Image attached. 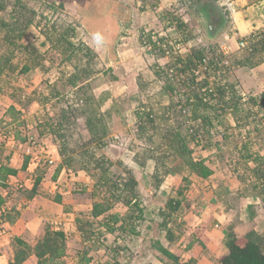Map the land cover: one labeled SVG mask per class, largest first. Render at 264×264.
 Returning a JSON list of instances; mask_svg holds the SVG:
<instances>
[{
	"label": "crops",
	"instance_id": "0c3cea01",
	"mask_svg": "<svg viewBox=\"0 0 264 264\" xmlns=\"http://www.w3.org/2000/svg\"><path fill=\"white\" fill-rule=\"evenodd\" d=\"M35 1L62 3L69 19L78 24L72 43H82L97 54L103 71L90 80V86L107 124L108 138L126 141V147L115 152L114 148L94 143L82 146L80 141L88 140L87 133H82L76 147H72L75 145L71 140L72 148L66 156L60 155L54 136L44 138L48 152L32 156L27 150L20 167L10 163L11 154L5 163L16 169L17 174L7 179L17 177V185L29 190L41 176L47 191L36 187L32 198L17 195V199L10 197L9 200L0 186V212L5 219L4 234L0 237V264L11 260L12 243L17 238L33 245L41 238L45 226L66 236L67 253L61 264H167L156 242L176 255L182 264L190 261L219 264L228 253L225 238L230 227L235 226V232L242 236L253 223V230L264 239V181L261 178L264 174V102L260 98L264 94V47L253 55V66L230 63L233 71L226 80L252 97V100L238 101L240 111L250 112L252 116L247 120L239 116L236 120L230 110L220 117L208 112L210 130L219 127L221 135L207 137L203 147L189 144L192 158L203 160L212 172L202 179L187 169L176 173L174 165L169 163L175 155L155 137L165 125L174 123L168 112L172 95L165 89L163 80V71L174 62L156 53V42L151 35L146 37L151 51L142 46L144 31L162 35L157 40L172 46L181 44L176 62L183 64L184 70L197 65L202 48L205 52L224 48L228 61L239 59L247 51L240 49L238 43L264 27V0H221L217 4L215 0H194L196 11L189 21V16L177 17L181 14L177 5L183 9L187 0ZM202 13L206 21L200 23L196 16L201 18ZM192 19L197 22L194 24ZM176 20L184 24L182 31L178 30ZM97 35L101 37L99 44L94 39ZM26 43L34 46L41 57L55 49V42H49L33 26L25 32L20 44ZM54 52L62 58L71 54L70 51ZM40 63L49 73L52 67H48L47 60L43 58ZM29 67L30 74L39 70L37 64L31 63ZM71 71L69 67L63 74ZM210 72L214 75L213 70ZM210 76L205 78L206 85L212 83ZM141 93H146V98ZM50 94L48 88L42 94L47 97L45 102L30 104L36 108L28 117L35 129L40 111L48 109L53 101ZM219 105L224 109L222 101ZM147 110L154 121L151 125L140 124L138 116ZM55 117L52 116L51 122ZM139 125L142 131H137ZM219 125L226 129L223 136ZM25 158L29 161L26 169L21 170ZM44 159L51 160L52 164L42 174L37 168ZM26 174L35 178L33 184L29 185L28 179L21 183ZM183 187L181 206L168 214L163 224L166 202L175 198L177 190ZM134 202L142 209L141 218ZM94 205L104 207L97 217L92 215ZM77 220L93 223L91 236L86 237L79 230ZM104 222L111 231L105 229ZM23 264H36V258L30 256Z\"/></svg>",
	"mask_w": 264,
	"mask_h": 264
},
{
	"label": "trees",
	"instance_id": "16d2710c",
	"mask_svg": "<svg viewBox=\"0 0 264 264\" xmlns=\"http://www.w3.org/2000/svg\"><path fill=\"white\" fill-rule=\"evenodd\" d=\"M38 4L40 6H45V8L52 12L64 10V5L62 3L39 2ZM1 13H6L9 19L7 20L0 17V43L4 45L3 51L0 52V95L5 96L12 103L21 106V108H26L34 101L45 102L47 100V97L42 95L43 93L38 95L37 100L34 99L32 95L25 94L22 87L19 85L16 86L10 79L11 76H19L28 73L31 63L37 64L39 69L42 68L40 62L43 57L39 56L35 47L27 43L24 45L20 44L25 32L31 26L39 30L49 42H55L53 43V47H55L53 50L59 51L60 54L66 51L71 52L67 57L62 58V61L65 59V62L72 65L71 73L64 75L63 73L65 71H63L60 73L56 82L50 85L51 94L49 96L53 100L52 103L49 105L48 109H43V112L40 111V116L39 118L37 117L38 121L35 133L28 137L24 136L21 142H24L30 147L34 145L33 147H35V150L41 152L46 148L44 138L47 136H54L58 143L60 155L66 156L70 149L76 147L79 140H82V133H87L88 140L85 142L80 141L79 143L82 146L94 143L107 148H113L117 139L115 137L111 139L108 138L109 131L107 124L103 114L99 110L98 102L90 86V80L101 73L103 68L100 65L97 54L93 50L82 43H78L77 45L72 43L71 40L76 38V26H78V24L70 20L68 15L64 16L66 19L60 18L55 21L44 20V23H42V15L38 12V9H31L26 5L24 0H0V14ZM176 22L178 30L182 31L184 24L180 20H176ZM56 46L60 49L56 48ZM256 46H258V48ZM263 47L264 41L255 45L252 52L241 53L239 59L230 60L229 63L253 66V55H255L257 51H261L259 48ZM207 49L210 50L209 48ZM199 53H201L199 61L205 55H211V60L221 59L222 57L220 54L218 55V50L205 52V49L202 48ZM78 56H81L80 60H78ZM214 68L213 71L216 70V67ZM165 71L163 72L165 73ZM210 73L211 72H206L201 79L190 76L181 86L173 84L166 73L164 74V87L172 95L171 108L168 112L172 116L174 123L167 126L165 125L160 132L158 131L159 133L157 136H155L160 138V141L167 144L173 155H175V157L172 156V159H169V163L174 165L176 173H181L183 169H187L202 179L209 177L212 172L205 165L203 160H194L192 158V150L189 144L191 143L194 146L203 147L208 142L207 137L214 138L222 133V130L216 126V128L212 127L213 129L210 130L211 120L207 113L209 112L220 117L225 111L227 112L230 110V115L233 119L236 118V120L239 116L243 120H247L248 117L252 116L249 115L250 112H242L238 107V101L242 102V98L236 93L238 85L234 82L230 83L226 81L228 80V76L220 81ZM5 75L9 76L7 80L4 79ZM209 75H211L210 80L214 87L215 97H213L212 94H206L207 96L203 99L198 90H191L189 88L193 84L197 85L199 90L206 87L205 78ZM141 94L143 98H146V93ZM246 96L247 99L245 101L252 100V97L248 94ZM260 98L262 102H264V94H262ZM221 101L224 103V109L219 105ZM186 106H189V117L181 113ZM9 110L14 112L15 108L10 106ZM20 113L21 111H17V115H20ZM49 113H51V115H49ZM53 115H57V119L51 122ZM166 118L169 120V117ZM138 119L140 124L144 123V125H151L154 121L152 113L148 110L140 114ZM198 120V129L189 133L187 121L193 122ZM206 127H208L209 130H207ZM222 129L224 131L222 134L223 136L226 129L223 127ZM137 131H142L140 125ZM4 135L6 138L1 142L5 145L8 144L11 139L14 141V136H10V139L8 138L9 134ZM29 139L32 140L29 141ZM71 140L75 146L70 148ZM160 141L158 140L155 142L158 144ZM28 161L29 158L24 159L20 168L21 170L26 169ZM16 174V169L9 167L7 163H0V186L6 189L7 187L4 184L5 180L8 176H15ZM261 178L264 181V174ZM40 181L41 176L36 178L32 189H29L30 191L22 187L23 189L21 188V190L17 191V195H24L27 198H32L35 194L37 184ZM184 181L185 180H183V182ZM131 184L132 182H129V185ZM184 190L185 187L178 189L175 198H171L166 202V214L163 213L162 215L163 224L165 223L164 220L167 215L176 212L181 206ZM133 204L138 214H140L139 218H141L143 213L142 209L139 208L136 202ZM103 209L104 207L101 205H94L92 212L93 217H97L101 214ZM0 217L5 220L2 212H0ZM113 221L115 220L113 219L112 222ZM104 223L103 226H105V229L111 231V229L108 228L107 222ZM249 225L250 229L242 236L235 232V226L229 228L225 238V246L228 253L220 259L219 264H264V239L253 230V223ZM77 226L79 230L86 233V237L91 236V232L89 231L94 227L93 223L77 220ZM166 236L167 239L171 238L168 232H166ZM155 245H159L157 246V250L167 259V264H182L179 262L176 255L167 251L158 242H156ZM66 253L65 234L62 231H54L51 230L50 227L45 226L41 238L33 245L17 238L12 243V258L7 264H23L30 256L36 258V264H61V259ZM184 264H193V261Z\"/></svg>",
	"mask_w": 264,
	"mask_h": 264
},
{
	"label": "rangeland",
	"instance_id": "374dc122",
	"mask_svg": "<svg viewBox=\"0 0 264 264\" xmlns=\"http://www.w3.org/2000/svg\"><path fill=\"white\" fill-rule=\"evenodd\" d=\"M194 0H187L184 3V7L183 9H181L180 5H177L178 10L180 9L181 11L179 13L181 14H177V17H182V16H189L187 17L188 21L190 18V15L193 14L194 11H196V8L194 7L195 2H193ZM24 2L26 3V5L28 7H30L31 9H38V12L42 15V20L44 23V20H48V21H55L56 19H66L64 16H67L68 14L65 13V9L62 10H57L56 12H52L51 10H48L47 8H45V6H40L37 1H32V0H24ZM0 17L4 18V19H9L8 15L6 13H1ZM69 17V15H68ZM178 17V18H179ZM192 22H197L196 19H192ZM191 23V22H190ZM202 31V30H201ZM0 52L3 51V47L4 45L0 43ZM58 53L54 52V50L50 51V52H46L44 54V59L47 60V62L49 63L48 67H52L49 70V73H47V71L45 70L46 66H42L41 69L37 70L36 72H33L32 74L30 73H26V74H22V75H14L11 76V80L12 82L17 86H21L24 87V93L27 95H32L34 97V99L37 100L39 93H45V91L50 87V85H52L54 82H56V80L58 79L60 73H62L63 71L68 70V68L72 67L71 64H68L67 62H65V59L62 61V57L60 55H57ZM78 60L81 59V56H78ZM73 60V59H72ZM71 60V61H72ZM52 69V71H51ZM43 70V71H42ZM105 76V75H104ZM9 76L5 75L4 79L7 80ZM32 82V83H31ZM38 93V94H36ZM41 95V94H40ZM35 102V101H34ZM10 106H14L15 110L14 112L10 111L9 108ZM17 108L20 109L19 111H21L20 115H17ZM36 108H34L33 106L31 107H24L21 108V106L17 105V104H11L9 100H7V98L5 96L0 95V132L4 133V134H9V137L11 139L10 136H14V141H12V139L10 140V144L5 145L3 142H0V163L6 162V159L11 158V154L12 155V161H10V163L12 162V165L14 166H18L20 167V161L22 162V156H24V154H26L27 150L29 149V153L32 154V156H38L39 153H45L48 152V149L45 148L42 152L36 151L35 147H30L27 146L24 142H21V140L24 139V136H29L32 135L33 133H35V127L32 125V122L29 121L30 117V112L31 111H35ZM23 111V112H22ZM55 119H57L55 117ZM18 138V139H17ZM125 142V143H124ZM122 142L121 140H116L115 141V145H113L112 147L115 149V152L117 151H123L124 148L126 147V141ZM17 144L20 146L18 147V154H17ZM39 152V153H38ZM46 156L49 157V155L46 153ZM9 161V160H8ZM9 163V162H8ZM51 166L48 163V160L44 159L41 161L40 166L37 168H40V171L42 174L47 173V169H49L48 167ZM34 170V169H33ZM46 171V172H45ZM34 173V172H33ZM36 175V174H33ZM28 179L27 181L28 184H33V181L35 180L34 177H32V174H26L24 176H22L23 181H21V183L23 184V182ZM7 181V182H6ZM4 184L6 185V189L5 190V197H8L9 200L10 197L12 199H17V191L21 190L22 187H19V185H17V177L13 178L11 177L10 179H7ZM32 182V183H30ZM35 182V181H34ZM34 185V184H33ZM37 187H39L41 189V191H43V189H45L47 191V186L43 183H41V181L38 183ZM3 188V187H2ZM23 188H25L23 186ZM22 188V189H23ZM12 189V190H10ZM38 189V188H37ZM12 191V193H11ZM143 193V192H142ZM83 194V193H81ZM84 195V194H83ZM144 195V193H143Z\"/></svg>",
	"mask_w": 264,
	"mask_h": 264
},
{
	"label": "built area",
	"instance_id": "2783aa9c",
	"mask_svg": "<svg viewBox=\"0 0 264 264\" xmlns=\"http://www.w3.org/2000/svg\"><path fill=\"white\" fill-rule=\"evenodd\" d=\"M143 35H144L142 38L143 49H145L146 51H151V48L148 46L146 42L147 35H151L152 38L154 37V40L156 42L155 43V47L157 49L156 53H159L173 60L174 64L169 68H167L165 73L167 77H169V80L177 86L183 85L190 76H193L197 79L203 78L205 73L215 69L214 67H216V70L214 71V75L216 79L220 81L223 80L224 77H227L233 71V66L229 63L227 59V52L224 48H220V50L218 51V55L220 54L222 56L221 59L211 60L212 58L210 56L205 55L197 63L196 66L184 70V65L176 62L177 56L179 55V49L181 44L171 46L170 43H167L164 40H163L164 42L158 41L157 39H162L163 36L156 35L155 33H151L150 31H144ZM263 40H264V27L257 30L256 32L251 33L245 39L241 40L238 43V46L240 49L246 50L247 52H252L256 43L257 42L259 43L260 41ZM165 73L163 72V75ZM189 89L198 90V92H200V95L203 99H205V97L209 94H212V96L215 97L214 87L212 83L200 90L197 88V85L193 84L190 86ZM236 93L238 96L242 98V101L245 102V100L247 99L246 96L247 94L241 87L237 86ZM181 113L182 115L189 117L190 116L189 106H186ZM187 126H189V133H192L193 130L198 129L199 121H193V122L187 121ZM4 138H6V136L0 132V142ZM31 140L32 139H29V141ZM48 163L51 165L52 161L48 160ZM4 224L5 221L0 217V237L4 234Z\"/></svg>",
	"mask_w": 264,
	"mask_h": 264
},
{
	"label": "flooded vegetation",
	"instance_id": "af4514ba",
	"mask_svg": "<svg viewBox=\"0 0 264 264\" xmlns=\"http://www.w3.org/2000/svg\"><path fill=\"white\" fill-rule=\"evenodd\" d=\"M221 15H223L222 12H221ZM196 19H197L198 21H200V23H201V22H202L201 20L206 21V16H205V14L202 13V17L200 18V17H197V16H196ZM203 29H204V31H206V27H205V28L203 27Z\"/></svg>",
	"mask_w": 264,
	"mask_h": 264
},
{
	"label": "clouds",
	"instance_id": "9594fccd",
	"mask_svg": "<svg viewBox=\"0 0 264 264\" xmlns=\"http://www.w3.org/2000/svg\"><path fill=\"white\" fill-rule=\"evenodd\" d=\"M94 39L99 44L100 43V40H101V37L99 35H97V36L94 37Z\"/></svg>",
	"mask_w": 264,
	"mask_h": 264
},
{
	"label": "water",
	"instance_id": "95a60500",
	"mask_svg": "<svg viewBox=\"0 0 264 264\" xmlns=\"http://www.w3.org/2000/svg\"><path fill=\"white\" fill-rule=\"evenodd\" d=\"M215 2H216V4H217V3H220V2H221V0H215Z\"/></svg>",
	"mask_w": 264,
	"mask_h": 264
}]
</instances>
